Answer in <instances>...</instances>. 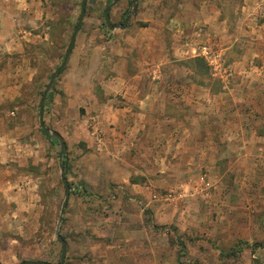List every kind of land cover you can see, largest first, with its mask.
Here are the masks:
<instances>
[{"label": "rangeland", "instance_id": "1", "mask_svg": "<svg viewBox=\"0 0 264 264\" xmlns=\"http://www.w3.org/2000/svg\"><path fill=\"white\" fill-rule=\"evenodd\" d=\"M252 1L137 0L109 30L113 0H87L43 127L81 0L17 3L0 44V264H58L57 236L64 264H264V0ZM133 6L118 0L110 23ZM111 78H135L129 96L147 104L107 95ZM111 106L130 111L132 134L111 133ZM230 225L257 231L242 240Z\"/></svg>", "mask_w": 264, "mask_h": 264}, {"label": "crops", "instance_id": "2", "mask_svg": "<svg viewBox=\"0 0 264 264\" xmlns=\"http://www.w3.org/2000/svg\"><path fill=\"white\" fill-rule=\"evenodd\" d=\"M25 0H0V44L5 46L4 48H11V44L10 43H6V38H8L9 36H11L14 33V23L16 22V13H15V8L18 6L17 3H24ZM27 1V0H26ZM222 0H218V2H220ZM209 2V0H208ZM245 2H251L253 3L252 0H243V4H247ZM261 27H264L263 24H261ZM8 49V50H9ZM135 78H120V79H115V78H111V80L106 82V88H104L105 93L107 95H110L113 97V99H115L116 97L121 96L122 98L128 99L130 93L129 90L131 88L136 89L137 87V83L134 84L133 80ZM108 85V87H107ZM108 88L111 91H108ZM109 92H111V94H109ZM119 95V96H116ZM148 98H150V96L145 95L142 96V98H137V96L133 95L131 97L130 100H132L133 103H146L147 104V100ZM111 119L113 118V121L111 120V123H118V125H115L114 128H111L110 131L113 135L119 134L124 132L125 136H128L129 134H132L135 130L136 125L133 123L132 119L130 118V116H132V114H130V111H127L125 108H114L113 106H111V115H110ZM127 119V120H126ZM125 120V121H124ZM121 124H126L124 126H121V128H119ZM139 131V130H138ZM125 141V140H124ZM232 229H230L231 231H228L229 234H232V236H235L236 238H241L242 240H250L252 239V236L255 235L256 233V229H255V225H242L243 227H245V229H247L248 233L245 235H241L237 231V226L238 225H230ZM235 226V227H234ZM241 226V225H239ZM218 229L220 230V237L218 238V244L217 246H219L220 248H229L232 247L233 243H235V239H225V233L224 231H222V229L218 226ZM234 237V238H235ZM229 240H234V241H229ZM229 241V242H228ZM219 257V254L217 255ZM216 256V257H217ZM241 264H249V261L247 259H245V261Z\"/></svg>", "mask_w": 264, "mask_h": 264}, {"label": "water", "instance_id": "3", "mask_svg": "<svg viewBox=\"0 0 264 264\" xmlns=\"http://www.w3.org/2000/svg\"><path fill=\"white\" fill-rule=\"evenodd\" d=\"M86 2L87 0H81V4H80V15L78 17V20H77V23L74 27V30H73V33L71 35V38H70V42H69V45L67 47V50H66V53L64 55V58H63V61H62V64L60 65V67H58L53 73L52 75L50 76V79H49V82L45 88V91L43 93V96H42V99L40 101V106H39V123H40V126L43 127V124H42V112H43V104H44V101L47 97V94L48 92L51 90L52 86H53V83H54V80H55V77L56 75L64 69V67L66 66L67 64V61H68V58L71 54V51H72V48L74 46V43H75V39H76V35L80 29V26H81V23L83 21V18H84V14H85V6H86ZM118 2V0H113V3H111L104 11V23L106 25V27L109 29V30H115V29H124L129 21H130V18H131V14L135 11V4L137 2V0H132V3H133V8L131 9V11H129L127 13V17H126V20L124 21V23H122L121 25H113L110 23V17H109V12L110 10L115 6V4ZM56 139L58 140L59 144H60V152H59V160L61 161L62 159V156H63V152H64V144L61 142L60 138L58 136H55ZM64 179V176H62V180ZM64 187H65V199L63 201V204H62V207H61V215L63 213V210L68 202V198H69V188L67 186V184L64 182ZM57 239L61 245V254H60V259H59V263L58 264H64V261H65V258H66V250H67V245H66V242L65 240L60 237V236H57ZM19 264H50V263H47V262H39V261H23Z\"/></svg>", "mask_w": 264, "mask_h": 264}, {"label": "trees", "instance_id": "4", "mask_svg": "<svg viewBox=\"0 0 264 264\" xmlns=\"http://www.w3.org/2000/svg\"><path fill=\"white\" fill-rule=\"evenodd\" d=\"M41 132L43 133V135L47 138V139H50V137L48 136V134L46 133V131L45 130H41ZM63 163L65 164V162L63 161ZM63 164V165H64ZM65 166V165H64ZM64 169H65V167H64Z\"/></svg>", "mask_w": 264, "mask_h": 264}]
</instances>
